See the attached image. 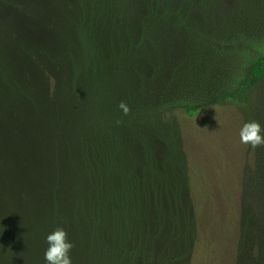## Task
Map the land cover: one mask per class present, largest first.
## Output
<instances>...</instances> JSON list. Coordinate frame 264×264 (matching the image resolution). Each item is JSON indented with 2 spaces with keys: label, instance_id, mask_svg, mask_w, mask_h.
<instances>
[{
  "label": "trees",
  "instance_id": "1",
  "mask_svg": "<svg viewBox=\"0 0 264 264\" xmlns=\"http://www.w3.org/2000/svg\"><path fill=\"white\" fill-rule=\"evenodd\" d=\"M69 1L76 10L66 18L59 57L67 79L72 76L68 94L76 83L78 101L80 92L89 90L87 105L94 118L89 122L92 138L83 143L85 169L99 189L104 178L110 182L107 209L93 203L90 221L73 233L83 234L85 247L90 237V249L101 254L95 264H151L167 248L190 255L198 233L196 214L184 198L187 190L167 181L159 162L174 152L185 175L184 143L173 116L246 100L245 92L264 80L263 54L245 70L240 91L228 90L241 57L254 47L253 25L263 23L264 0H236L234 12L221 7L224 0H141L137 23L112 19L120 0ZM52 82L60 86L59 79ZM121 101L130 114L119 108ZM135 154L147 166L146 174H154L147 181L153 188L140 193L136 177L125 176ZM248 181L237 264H264V147L254 152Z\"/></svg>",
  "mask_w": 264,
  "mask_h": 264
},
{
  "label": "rangeland",
  "instance_id": "2",
  "mask_svg": "<svg viewBox=\"0 0 264 264\" xmlns=\"http://www.w3.org/2000/svg\"><path fill=\"white\" fill-rule=\"evenodd\" d=\"M120 1L123 8H116L112 19L137 23L141 0ZM69 2L0 0V264H48L47 236L58 227L74 244L72 264H95L101 255L90 249V237L85 247L83 234L73 233L90 221L93 203L107 209L110 182L104 178L101 189L107 191H102L85 169L83 143L92 138L94 118L89 90L80 92L78 101L79 87L73 83L68 94L72 76L67 79L59 57L66 18L76 10ZM237 5L224 0L221 7L234 12ZM257 23L252 32L256 50L241 57L229 81L231 92L240 91L245 70L264 54V20ZM91 74L90 67L86 76ZM53 79L60 86L53 87ZM244 96L194 116L174 114L184 143L186 180L174 152L162 155L159 170L187 190L189 198H184L196 214L198 233L190 255L167 248L151 264H237L242 195L256 151L240 142L239 133L253 120L264 127V80ZM134 160L125 176L136 177L135 191L153 188L147 181L154 174H146L139 155Z\"/></svg>",
  "mask_w": 264,
  "mask_h": 264
},
{
  "label": "clouds",
  "instance_id": "3",
  "mask_svg": "<svg viewBox=\"0 0 264 264\" xmlns=\"http://www.w3.org/2000/svg\"><path fill=\"white\" fill-rule=\"evenodd\" d=\"M119 108L124 115L131 112L126 102L121 101ZM120 121H117L119 124ZM264 129L257 121L246 122L240 130V142L248 145L253 149L264 147V135H261ZM49 247L45 252V259L48 264H72L70 256L74 244L69 240L68 233L63 228H56L55 231L47 236Z\"/></svg>",
  "mask_w": 264,
  "mask_h": 264
}]
</instances>
